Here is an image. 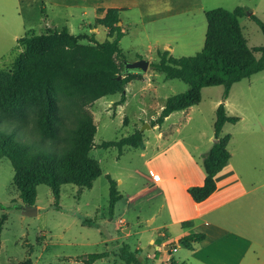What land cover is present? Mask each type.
<instances>
[{
  "label": "rangeland",
  "instance_id": "374dc122",
  "mask_svg": "<svg viewBox=\"0 0 264 264\" xmlns=\"http://www.w3.org/2000/svg\"><path fill=\"white\" fill-rule=\"evenodd\" d=\"M111 4L125 5L120 10L121 23L118 24L124 32L120 40L124 58L119 61L146 60L148 70L124 74L123 78L130 80L125 88L124 103L123 93L87 101L78 89L73 91L60 84L56 87L59 110L67 122L78 124L79 113L86 112L97 126L90 155L99 163L102 175L90 188L64 184L57 200L48 185L40 184L34 205L37 213L25 215L26 205L13 183L12 163L0 157V220L6 217L0 233V264H19L27 259L31 264L62 261L84 264L87 255L100 253L108 256L94 264H126L116 255L123 244H129L133 251L140 249L138 255L143 264H166L165 256L148 257L156 249L149 243L152 234L145 230L155 226L150 223L160 200L153 197V191L141 192L148 183L141 157L143 149L126 146L120 154L117 147L104 149L99 145L140 131L148 141L149 150L154 148L160 130L153 122L160 108L170 96L186 92L189 86L179 79H166L152 65L159 61V50L169 51L174 58L199 53L207 33L206 11L244 7L247 14L240 18V23L249 46H264V34L250 17L253 13L264 22V0H0V71L13 72L14 61L23 51L18 39L28 32L42 34L49 33V29L67 27L72 34L86 35L87 39L81 42L83 45L112 41L116 34L96 24V19ZM166 4H174L182 14L174 11L154 16L164 10ZM90 38L93 41H89ZM223 96V86L203 88L201 102L192 106L194 112L189 116L175 112L161 129L168 130L167 137L181 136L188 144L203 142L204 135L214 132L216 104L220 100L219 104L223 103ZM228 97V114L237 115L241 110L247 116L246 122L234 128L227 126L224 133L235 131L230 145L235 150V166L241 173L249 170L254 182L261 186L257 208L251 215L257 219V232L262 236L259 240L264 243V72L233 85ZM174 123L179 131L177 126H172ZM0 127L29 141L20 130L4 124ZM243 176L248 179L244 172ZM108 177L116 181L121 195L113 211ZM86 220L92 224H86ZM129 228L131 230L126 232ZM171 255L174 260L183 262L189 258L190 250L182 247Z\"/></svg>",
  "mask_w": 264,
  "mask_h": 264
},
{
  "label": "trees",
  "instance_id": "16d2710c",
  "mask_svg": "<svg viewBox=\"0 0 264 264\" xmlns=\"http://www.w3.org/2000/svg\"><path fill=\"white\" fill-rule=\"evenodd\" d=\"M246 12L244 7L232 11L224 8L206 11L208 27L203 49L195 56L181 58L170 56L169 51H159V61L152 65L166 79H179L189 86L186 92L166 100L153 126L161 125L174 112L199 104L203 88L224 87V101L215 113L216 141L201 157L205 182L189 190L197 203L215 192V176L231 158L228 150L231 135L223 134V127L226 123L236 124L240 120L238 116L227 114L224 102L231 88L254 74L264 72V46L251 48L243 33L240 18ZM250 17L264 34V22L253 13ZM119 22L120 9L117 8H110L104 17L97 18L96 24L111 29L116 36L112 41L95 45H83L81 42L87 39L86 35L72 34L67 27L49 29V33L42 34L28 32L18 39L23 51L14 61L13 72L0 71V126L4 124L20 130L29 139L26 141L14 131L0 127V157L11 161L15 173L13 183L24 205H35L36 189L40 184L48 185L59 200L62 185L90 188L102 175L99 163L90 155L97 132L93 118L86 112H80L78 124L67 122L59 110L56 87L60 84L73 91L78 89L87 101L117 93H123L122 103L126 101L124 93L129 77L117 79L125 67L124 60L119 61V58H124L120 48L124 32ZM126 146L144 149L143 134L136 131L120 140L99 145L104 149L117 147L120 154ZM108 178L113 211L121 195L116 181ZM5 219L0 220V233ZM85 223L92 224L87 220ZM204 238V234H191L182 242L190 244ZM139 252L140 249L133 251L129 244H123L116 255L126 264H143ZM107 256V253L87 255L84 264H94ZM19 264H31V261L27 259Z\"/></svg>",
  "mask_w": 264,
  "mask_h": 264
},
{
  "label": "crops",
  "instance_id": "0c3cea01",
  "mask_svg": "<svg viewBox=\"0 0 264 264\" xmlns=\"http://www.w3.org/2000/svg\"><path fill=\"white\" fill-rule=\"evenodd\" d=\"M123 7L124 4H111L98 18L104 17L110 8L121 10ZM173 12L180 15L183 11L175 8L174 4H166L164 10L154 16ZM220 101L216 104L217 108ZM228 105L229 97L225 100V106ZM162 108L163 106L160 111ZM194 110V107H190L179 113L189 116ZM176 113L170 114L161 125H157L160 132L151 151L146 145L148 141L144 139V149L141 153L148 180L141 192L145 194L153 191V197L160 200L150 223L155 226L145 230L152 234L149 243L156 249V252L152 256L148 254V257L155 259L159 255L165 256L166 264H264V243L259 240L262 236L257 232V219L251 215L252 210L257 208L258 190L261 186L254 182L249 170H242L241 173L235 166V150L230 147L235 131L224 133L227 126L234 128L246 122L247 116L239 110L237 115L240 120L236 124L224 125L223 134L231 135L228 143L231 158L215 176V192L203 202L197 203L189 190L202 186L205 182L206 175L201 165V157L216 141L215 133L204 135L205 139L201 143L192 144H188L181 136L167 137L168 130H162V125L170 121ZM243 172L248 179L243 176ZM191 234H204L205 238L200 242L183 243L182 239ZM182 247L190 250L189 258L183 262L174 260L171 252Z\"/></svg>",
  "mask_w": 264,
  "mask_h": 264
},
{
  "label": "water",
  "instance_id": "95a60500",
  "mask_svg": "<svg viewBox=\"0 0 264 264\" xmlns=\"http://www.w3.org/2000/svg\"><path fill=\"white\" fill-rule=\"evenodd\" d=\"M121 22H119L120 24ZM124 71H123V74L118 76V80H121L123 75L128 73V72H131V71H136V72H147L148 70V67H149V62L146 61V60H138L136 62H132V63H129L127 61L124 60ZM37 213V209L34 207V206H25L24 207V214L25 215H35ZM126 232H128L129 230L126 229L125 230Z\"/></svg>",
  "mask_w": 264,
  "mask_h": 264
}]
</instances>
